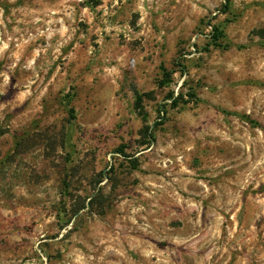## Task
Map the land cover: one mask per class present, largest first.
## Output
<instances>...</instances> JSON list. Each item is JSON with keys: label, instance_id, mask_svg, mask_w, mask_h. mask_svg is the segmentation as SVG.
Here are the masks:
<instances>
[{"label": "rangeland", "instance_id": "obj_1", "mask_svg": "<svg viewBox=\"0 0 264 264\" xmlns=\"http://www.w3.org/2000/svg\"><path fill=\"white\" fill-rule=\"evenodd\" d=\"M95 2L0 0V264H264V0Z\"/></svg>", "mask_w": 264, "mask_h": 264}, {"label": "trees", "instance_id": "obj_2", "mask_svg": "<svg viewBox=\"0 0 264 264\" xmlns=\"http://www.w3.org/2000/svg\"><path fill=\"white\" fill-rule=\"evenodd\" d=\"M85 2H88L90 3V5L92 6H96V2L94 3V0H84ZM222 13L223 14H228V15H233L232 14V0H225V3L222 5V9H221ZM211 39H212V42H211V45L212 47L214 48H226L228 45H227V42H226V35H225V32H224V28L221 26V25H217V26H212V30H211ZM161 71H162V77H163V80L161 82H159V85L164 87L165 85H167L170 81V74L164 67L161 68ZM142 98L143 96L142 95H139L138 92L135 91V104H136V107L138 109L141 108V103H142ZM170 99H172V101L174 102V105H176V98H174L173 94L170 95ZM162 114H166V110L163 109L161 110ZM164 120V118H163ZM162 125L161 123L160 124H156L154 126H147V125H144V127L140 130L139 132V135L140 137H142V141L140 142V145L142 147L144 146H151L152 143H154L155 141V129ZM120 153L124 154L123 151L119 150ZM131 165H132V169H137V161L136 160H133L131 162Z\"/></svg>", "mask_w": 264, "mask_h": 264}, {"label": "bare ground", "instance_id": "obj_3", "mask_svg": "<svg viewBox=\"0 0 264 264\" xmlns=\"http://www.w3.org/2000/svg\"><path fill=\"white\" fill-rule=\"evenodd\" d=\"M252 122V121H251Z\"/></svg>", "mask_w": 264, "mask_h": 264}]
</instances>
